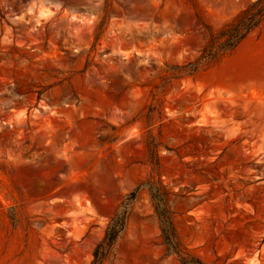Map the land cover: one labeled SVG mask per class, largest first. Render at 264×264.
<instances>
[{"label":"rangeland","instance_id":"374dc122","mask_svg":"<svg viewBox=\"0 0 264 264\" xmlns=\"http://www.w3.org/2000/svg\"><path fill=\"white\" fill-rule=\"evenodd\" d=\"M253 0H0V264H92L148 178L203 264H264V22L192 74ZM106 264H181L149 191Z\"/></svg>","mask_w":264,"mask_h":264},{"label":"trees","instance_id":"16d2710c","mask_svg":"<svg viewBox=\"0 0 264 264\" xmlns=\"http://www.w3.org/2000/svg\"><path fill=\"white\" fill-rule=\"evenodd\" d=\"M263 22L264 0L251 1L218 33L210 35L207 44L195 61L179 67L176 71L180 74H192L205 63L222 60ZM142 188H146L150 193L167 252L177 255L181 264H203L182 245L167 205L165 187L153 178H148L124 197L108 221L102 240L94 249L92 264H106L115 256L117 244L127 229L132 205Z\"/></svg>","mask_w":264,"mask_h":264}]
</instances>
